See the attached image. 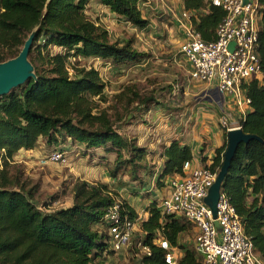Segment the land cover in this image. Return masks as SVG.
I'll return each mask as SVG.
<instances>
[{
    "label": "trees",
    "instance_id": "1",
    "mask_svg": "<svg viewBox=\"0 0 264 264\" xmlns=\"http://www.w3.org/2000/svg\"><path fill=\"white\" fill-rule=\"evenodd\" d=\"M92 1L0 0V63L16 57L37 30L29 55L37 78L0 97V264H104L108 255L121 252L112 248L105 221L108 209L116 202H120L122 215L137 221V238L151 250L144 253L143 264H168L169 250L161 246L163 240L171 249L183 252L178 264H200L192 240L193 234L196 238L193 223L163 214L159 206L162 198L147 197L148 216L138 220V210L107 183L77 180L72 204L52 208L38 201L39 183L25 178L17 166L15 155L22 149H35L41 138L56 148L71 142L104 164L115 155L112 177L128 171L133 180L141 182L142 170L161 190L168 178L184 174L187 161H194L188 143L174 139L168 145L149 148L139 145L137 138L123 129L131 104L142 103L145 112L153 104H162L154 96L142 97L127 88L116 97L113 111L98 108L96 97L104 98L106 89L101 72L80 66L72 58H101L126 65L141 63L146 55L129 42H111L109 30L86 13ZM97 1L136 27L150 25L143 14L144 0ZM259 3L262 77L245 83L251 102L238 126L262 141L254 139L239 146L222 190L264 260V0ZM183 10L191 13L190 20L203 39H216L217 27L225 16L221 7L212 5L211 0H183ZM119 99L125 103L123 109L117 104ZM222 128L225 142L216 148L212 163L203 158L204 165L218 172L228 146L229 130Z\"/></svg>",
    "mask_w": 264,
    "mask_h": 264
},
{
    "label": "rangeland",
    "instance_id": "2",
    "mask_svg": "<svg viewBox=\"0 0 264 264\" xmlns=\"http://www.w3.org/2000/svg\"><path fill=\"white\" fill-rule=\"evenodd\" d=\"M182 4L183 0H144L143 14L150 20V25L141 29L113 14L99 2H91L86 13L109 30L111 42H119L120 45L129 42L146 56L141 63L126 65H116L112 60L101 58H72L80 66L94 67L101 72L106 89L104 98L96 97L99 109L108 108L113 111L118 101L116 97L127 88L134 89L142 97L152 95L162 103L153 104L149 112L144 111L142 103L131 104L132 112L127 117L128 123L123 126L131 137L137 138L139 145L149 148L169 139L173 127L186 117L188 109L201 105L208 109L215 108V87L193 80L190 64L180 53V47L185 41L181 24ZM130 96L133 94L130 93ZM122 102L123 99H119L117 103L120 109L125 104ZM75 146L71 150L62 147L68 152V164L50 161L48 155L57 146L48 145L42 138L34 151L16 156L15 161L24 172V177L33 184L39 183L37 199L41 204H50L52 208L71 205L73 187L77 180L83 178L92 183H107L121 199L138 208H142L147 197L162 198L169 192V187L157 189L154 179L142 170L141 182L133 180L128 171H121L117 177H112L115 155H111L107 164H104L97 157L92 159L90 155L83 154L82 148ZM143 182L146 184L144 188ZM135 232L131 245L122 252L133 254L137 260L126 259L122 264H143L145 252L137 244L138 225Z\"/></svg>",
    "mask_w": 264,
    "mask_h": 264
},
{
    "label": "built area",
    "instance_id": "3",
    "mask_svg": "<svg viewBox=\"0 0 264 264\" xmlns=\"http://www.w3.org/2000/svg\"><path fill=\"white\" fill-rule=\"evenodd\" d=\"M211 4L225 12L217 27L216 39H203L190 20L191 13L183 10L181 24L185 41L180 53L190 64L191 78L215 86L239 108L243 119L251 102L245 91V83L262 77L260 3L259 0H247L246 3L245 0H211ZM231 43H234L233 49ZM220 124L228 130L233 129L226 114L221 116ZM67 153L66 149L58 147L50 152L48 159L68 164ZM217 175L218 171L209 166L192 168V162L187 161L184 174L168 182L169 192L159 203L162 213L184 217L193 223L196 230L195 249L200 264H264L252 240L246 236L241 217L226 193L221 191L216 217L206 204L205 198ZM105 221L113 249L122 251L131 245L137 221L131 220L127 214L122 215L120 202L108 209ZM137 244L145 254H150V248L141 239ZM161 246L169 250L166 262L178 264L183 252L171 249L166 240L161 241Z\"/></svg>",
    "mask_w": 264,
    "mask_h": 264
},
{
    "label": "crops",
    "instance_id": "4",
    "mask_svg": "<svg viewBox=\"0 0 264 264\" xmlns=\"http://www.w3.org/2000/svg\"><path fill=\"white\" fill-rule=\"evenodd\" d=\"M98 2L97 0H93L92 3ZM183 7V4H182ZM215 87V86H212ZM215 94L213 95V101L215 104V108L208 109L201 105L197 108L188 109L185 118L181 119L180 122H177L173 130L170 132V138L161 142L160 144L152 145V148H157L161 145H168L172 140L179 139L182 144H190L193 149L194 161L192 162V168L200 167L203 164V158H207L205 160L206 163H212V158L215 156L216 148L223 145L225 142V134L223 132V128L220 126V118L223 114H226L229 117V121L231 122V126L239 127V121L242 118L240 110L237 106H235L232 102H230L224 94H221L217 88ZM249 111V110H248ZM58 147H65L71 150V147L74 145L65 143ZM75 147L81 148L80 145H76ZM29 150V151H34ZM28 150L22 149L18 154L22 155L24 152H29ZM161 167L162 164L160 163ZM181 175H177L175 177L168 178L166 181V187L168 188V182L179 178ZM87 180V179H82ZM145 204L142 208L135 207L139 212V219L142 217H147L148 213L145 210V206L149 203L150 199H145ZM138 224H136L137 226ZM182 252V251H181ZM137 260L134 258L133 254H128L121 252H117L114 254H110L107 256V259L104 261V264H122L124 261Z\"/></svg>",
    "mask_w": 264,
    "mask_h": 264
},
{
    "label": "water",
    "instance_id": "5",
    "mask_svg": "<svg viewBox=\"0 0 264 264\" xmlns=\"http://www.w3.org/2000/svg\"><path fill=\"white\" fill-rule=\"evenodd\" d=\"M246 2L247 0H245ZM36 32L37 30L32 31L16 57L0 63V97L26 84L29 80L37 78L35 67L29 58ZM233 46L234 43H231V49H233ZM254 139L262 141L257 135L245 133L241 127L229 130L228 146L224 154L223 165L209 190L208 196L205 198L206 204L211 208L215 217L217 215V204L221 195L223 182L238 148L241 144L248 143ZM216 225L220 227L218 222H216Z\"/></svg>",
    "mask_w": 264,
    "mask_h": 264
}]
</instances>
